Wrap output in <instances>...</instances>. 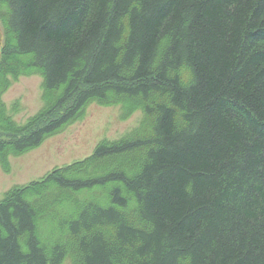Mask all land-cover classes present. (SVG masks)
Returning <instances> with one entry per match:
<instances>
[{
  "label": "trees",
  "instance_id": "16d2710c",
  "mask_svg": "<svg viewBox=\"0 0 264 264\" xmlns=\"http://www.w3.org/2000/svg\"><path fill=\"white\" fill-rule=\"evenodd\" d=\"M0 17L3 168L91 103L144 114L6 194L0 264H264V0H0ZM36 73L22 127L2 98Z\"/></svg>",
  "mask_w": 264,
  "mask_h": 264
},
{
  "label": "rangeland",
  "instance_id": "374dc122",
  "mask_svg": "<svg viewBox=\"0 0 264 264\" xmlns=\"http://www.w3.org/2000/svg\"><path fill=\"white\" fill-rule=\"evenodd\" d=\"M0 27L3 29L1 21ZM42 83L41 74L22 76L11 81L4 93L2 101L7 106L6 114L19 126L24 127L43 109ZM143 117L141 109L123 118L119 105L91 103L78 120L61 133L48 138L37 148L9 156L8 168H3L0 163V201L14 187L40 181L56 168L87 159L102 141L123 138ZM0 138L9 140L11 135L0 133ZM61 264H72L71 259L66 258Z\"/></svg>",
  "mask_w": 264,
  "mask_h": 264
},
{
  "label": "water",
  "instance_id": "95a60500",
  "mask_svg": "<svg viewBox=\"0 0 264 264\" xmlns=\"http://www.w3.org/2000/svg\"><path fill=\"white\" fill-rule=\"evenodd\" d=\"M2 43H3V36H2V31L0 29V53H1V46H2Z\"/></svg>",
  "mask_w": 264,
  "mask_h": 264
}]
</instances>
